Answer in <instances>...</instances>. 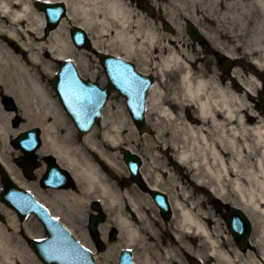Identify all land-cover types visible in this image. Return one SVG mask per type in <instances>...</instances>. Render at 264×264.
<instances>
[{
  "label": "bare ground",
  "instance_id": "bare-ground-1",
  "mask_svg": "<svg viewBox=\"0 0 264 264\" xmlns=\"http://www.w3.org/2000/svg\"><path fill=\"white\" fill-rule=\"evenodd\" d=\"M35 1L64 4L65 19L45 33L46 21L34 8ZM158 1L165 3L159 5L167 16L162 25L170 27L163 28L167 36L148 24L145 16H137L124 0H0V163L14 182L29 190L16 167L17 154L10 142L29 129H40L38 155H52L73 177L75 186L50 190V194L37 188L30 190L82 245L91 249L98 264H109L123 247L134 250L136 264H186V252L212 264H264V120L250 122L255 111L248 101L256 96L262 82L253 76L241 78L237 67L232 73L244 91L219 80L218 72L216 77L207 78L201 67L195 66V57L175 45L177 36L185 35L184 22L188 20L214 49L228 58L241 49L247 59L264 70V0ZM152 5L157 7L156 1ZM71 25L84 30L92 47L101 54L135 61L141 71L156 78L147 100V124L153 135L149 130L138 133L123 106L113 111L109 102L100 120L99 136L93 128L81 137V145L72 144L76 140L73 127L50 86L49 78L55 73L53 60H70L90 80L96 72L90 74L85 57L93 48L73 46L68 30ZM170 29L176 36H171ZM46 53L50 60L44 58ZM229 66V61L220 64V68ZM44 79H48L45 84ZM189 107L192 113L183 115ZM14 118L22 122L17 128L11 126ZM120 147L138 154L143 161L144 180L169 196L174 238L159 240L144 209L145 204H151L148 194L136 193L134 184L120 191L99 167L97 162L101 160L127 176L125 165L108 150ZM89 151L99 159H92ZM168 151L171 158L190 170L187 186L161 161ZM42 170L34 173L39 175ZM189 187L195 194L207 189L241 209L253 225L252 249L232 248L230 237L223 239L218 229L210 226L212 220L202 209L204 202L193 199ZM91 200L98 201L108 214L106 223L99 227L102 239L110 226L119 232L117 242L101 254L95 252L78 222L85 217ZM0 214L8 220L6 226L0 224V264H44L26 243L27 237H42L40 224L32 216L18 222L1 202ZM9 228L16 234H10ZM188 236L201 242L196 249L187 243Z\"/></svg>",
  "mask_w": 264,
  "mask_h": 264
},
{
  "label": "rangeland",
  "instance_id": "rangeland-1",
  "mask_svg": "<svg viewBox=\"0 0 264 264\" xmlns=\"http://www.w3.org/2000/svg\"><path fill=\"white\" fill-rule=\"evenodd\" d=\"M143 1L144 0H124V3H126V4H128L129 5V7H130V9L131 10H134V13L137 15V16H140V17H142V16H145V20L148 22V24H151L152 23V25L156 28V30H158L159 31V33H161V34H165L166 35V33L164 32V29H163V27L161 26V23H163L164 21H165V19L167 18V16H166V14H165V12L163 11V7L162 8H160V5L161 4H165L164 2H161V1H158V0H146L147 2H148V5H150L151 6V3L152 2H155L156 1V4H157V7H156V10H155V12L154 13H152V16H148L146 13H145V11H144V5H143ZM160 4V5H159ZM159 5V6H158ZM151 7H153V6H151ZM202 23V22H201ZM68 25H69V23H67ZM204 24V23H203ZM205 26H207L206 24H204ZM72 26V25H71ZM167 36V35H166ZM176 36V35H175ZM180 36L181 35H178L177 36V40L178 39H180ZM183 41H184V44L182 45V48H181V50H185L188 54H191V55H193L194 57H195V66L197 67H201V69L203 70V74L204 75H207L208 77L207 78H209V77H211V76H213L214 75V72H213V69L212 68H214V64H215V58L213 57V53H212V51H204V50H201L200 49V51L199 50H197L196 49V47H194L193 45L191 46L190 45V43H188L189 41H186L185 40V38L183 37ZM181 44V41H179V45ZM230 45L228 44V46L227 47H229ZM179 49V48H178ZM177 49V50H178ZM238 54L239 55H243L242 53H241V49H240V51H238ZM85 57H86V59L88 60V68H89V72H90V74H93V72H96V73H94V80L96 81V82H99V83H101V85L103 86L104 84H105V78H104V74H103V72H102V69H101V67H100V65H99V62L97 61V59L95 58V55L94 54H89V53H85ZM44 58L45 59H49L50 60V58H48V56L47 55H44ZM53 62H55L54 60H53ZM200 65V66H199ZM250 64H249V62L246 60V58L242 61V68H243V70H244V72H245V76H247L248 75V72L250 71ZM57 68H58V65H57V63L55 62V65H54V69H56L57 70ZM196 70H197V68H196ZM197 72V71H196ZM88 74H86V73H83V77H89V76H87ZM92 76V75H91ZM156 79V78H155ZM48 79H44V84L46 83V81H47ZM50 80V79H49ZM262 82L264 83V80H262ZM53 98H55V100L57 101V99H56V97L53 95ZM253 99H256V98H253ZM253 99H251L250 100V102H251V104L252 103H254L255 101L253 100ZM120 102H121V104L123 103V99L121 98V97H119L118 95H116V94H114L113 95V97H112V106H114V110L113 111H116L118 108H119V106H120ZM190 110V112H192V109L190 108L189 109ZM187 113V111L185 112H182V114L184 115V114H186ZM17 119H15L14 118V120H12L11 121V126L13 127V128H17V126H19V124H21L20 123V121H21V119H20V121L19 122H17L16 121ZM15 122H16V126H14L15 125ZM97 127H98V125H97ZM97 127H95V128H97ZM100 129L98 128V130L95 132V133H97L98 132V136H99V131ZM66 132H64V133H62V134H65ZM64 136V135H63ZM72 141V140H71ZM81 140H80V138H76V140H74L73 142H72V144L74 145V144H78V145H81ZM71 144V143H70ZM142 149V147L140 146V147H138V150L140 151ZM108 150H110L109 152L110 153H112V154H114L115 155V159L118 161V162H120L121 161V155H120V150L119 151H117V150H114V149H108ZM88 154H89V152H88ZM169 153H164L163 154V156L162 157H160L161 158V161L162 162H164L166 165H167V168H168V170H170V171H172L174 174H176V176L178 177V178H180V180H181V182L184 184V185H186L187 186V182H189V177H190V175H191V173H190V171H185V169H183V168H181V171H176L173 167H171L169 164H168V159H169ZM182 170H183V172H182ZM184 171H185V175L187 176V178H184L183 177V173H184ZM168 175V174H167ZM108 177V179L109 180H111L112 182H114V184H117L116 183V181H114L112 178H110L109 176H107ZM119 177V179H118V183H120L121 185H119L120 186V188L122 189V191H124L125 189H128V188H130V186H129V184H130V182H129V180L127 179V178H123L121 175L120 176H118ZM168 177V176H167ZM167 177L165 178V182L170 186V187H173V184H172V182H170L168 179H167ZM25 180V179H24ZM25 182H26V184L27 185H29V187L30 188H32V189H34V188H37V190H42V189H40V187H39V185H38V182L37 181H34V182H27L26 180H25ZM0 188H1V184H0ZM191 194H193V199H200V201H203L204 202V205L205 206H202V209H203V211L206 213V217L207 218H209V219H211V220H213V219H215L213 222H212V224H213V227H216L217 229H218V232H219V234H222L223 232H225V225H224V213L223 212H221L220 214H218V213H216L215 212V210L213 209V202H214V200H215V197L211 194V193H209V191H206V192H202V193H193L192 192V189H191V187H189L188 189H187ZM42 191H45V190H42ZM135 192L137 193V191L135 190ZM45 194H50V192L49 191H45ZM201 203V202H200ZM220 205V204H219ZM200 206V205H199ZM149 207V206H148ZM125 211L126 212H128L126 209H125ZM148 213V216L153 220L156 216L155 215H157V212L155 211V209L154 208H152V207H149V210L147 211ZM90 213V210L88 209L87 210V212H86V217H87V215ZM0 217H2V218H4V219H6L5 221H6V223H4L5 225H7L8 223H7V217H6V215H3V214H0ZM86 217H85V220L84 219H78V218H76V219H78V222H79V225L81 226V227H83L84 228V230L86 231ZM134 222V221H133ZM0 224H2L3 226H5L3 223H2V221H0ZM212 227V226H211ZM212 227V228H213ZM155 228L158 230V233H159V235L161 236V237H163L164 238V240H166L167 238H168V236H167V233L164 231V230H162L160 227H159V225L157 224V223H155ZM40 234L42 235V236H44V232L42 231V228L40 227ZM145 231L146 230H143V234L144 235H147V232L145 233ZM9 233L10 234H12V235H15L16 233H15V231L14 230H11L10 228H9ZM86 233H87V231H86ZM88 235V234H87ZM89 237V236H88ZM147 237H148V235H147ZM191 238H188V243H190L191 241ZM150 242H153V240L151 239V241ZM197 243L199 244V241H198V238H197ZM197 243H194L193 245L195 246V247H197ZM191 244V243H190ZM101 254V253H100ZM194 260V262H195V264H198V262L195 260V259H193ZM191 262H193V261H190V264H191ZM109 264H116V260L114 259V258H112L111 260H110V262H109ZM193 264V263H192Z\"/></svg>",
  "mask_w": 264,
  "mask_h": 264
},
{
  "label": "water",
  "instance_id": "water-1",
  "mask_svg": "<svg viewBox=\"0 0 264 264\" xmlns=\"http://www.w3.org/2000/svg\"><path fill=\"white\" fill-rule=\"evenodd\" d=\"M39 8H43V6H38ZM44 8H46L45 10L47 12H52L53 10V7L51 6H44ZM54 14V13H52ZM78 32V31H77ZM76 31L73 32V38L77 41V42H82V36H83V39L85 40V45H86V39L84 38V35L83 34H80V32L77 33ZM88 46V44L86 45ZM101 59H102V62L103 60H105L106 58L104 56H101ZM56 83V82H55ZM55 86V85H54ZM140 126H142V121L139 123ZM34 134H35V131H31L29 133H27L26 135L20 137L18 140H16V144L17 145H20L25 151H26V157L23 159L25 160L26 158L30 157L32 152L30 151L33 146H34V143H33V140L32 138H34ZM129 155H126V158L128 159ZM130 162H134L135 165L137 164L136 160L129 157L128 159ZM52 163V161H51ZM52 176V174H51ZM53 178L50 177L49 178V181L52 180ZM4 180H6L4 178ZM46 182V181H45ZM12 187L10 184H6V192L8 191V189ZM164 201V200H163ZM163 208L166 207V204H164V202L162 203L161 205ZM229 219H232L233 221L230 222V224H235L236 226V229H241V230H244L245 233L244 235H247V231H248V227L245 225V222L246 220L242 217V215L240 214V212L238 211H233L229 214ZM99 222V218H91L90 220V230L94 233L95 232V227L97 225V223ZM238 231V230H237ZM239 232V231H238Z\"/></svg>",
  "mask_w": 264,
  "mask_h": 264
}]
</instances>
